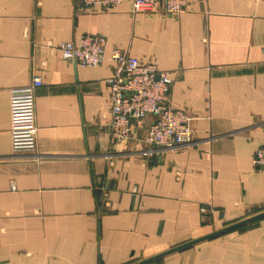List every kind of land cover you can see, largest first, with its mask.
<instances>
[{
	"label": "crops",
	"instance_id": "obj_1",
	"mask_svg": "<svg viewBox=\"0 0 264 264\" xmlns=\"http://www.w3.org/2000/svg\"><path fill=\"white\" fill-rule=\"evenodd\" d=\"M130 5L0 0V264H140L264 213V2ZM85 34L106 40L97 67L57 49ZM113 50L168 74L196 147L143 155L151 116L110 144ZM34 77L36 158L14 154L9 132L10 91ZM144 264H264V215Z\"/></svg>",
	"mask_w": 264,
	"mask_h": 264
},
{
	"label": "built area",
	"instance_id": "obj_2",
	"mask_svg": "<svg viewBox=\"0 0 264 264\" xmlns=\"http://www.w3.org/2000/svg\"><path fill=\"white\" fill-rule=\"evenodd\" d=\"M161 1L163 12L168 15H177L187 6V0ZM121 2L122 0H78L77 9L90 12L97 8L109 10ZM157 2L158 0H130V11L151 12L155 10ZM105 44L103 36L85 34L77 42L61 43L57 49L64 60L81 67H97L105 59ZM109 59L113 62V70L105 80V85L110 106V144L125 143L131 137L133 124L151 116L153 121L147 128L144 140L148 148L143 151V155L198 145L192 137L191 118L184 110L172 109L168 104L172 79L166 72L159 70L152 62H141L118 50L111 51ZM41 85V79L34 77L29 85L10 91L9 132L14 154L37 157L38 128L34 94ZM252 163L256 169L264 171V143L255 151Z\"/></svg>",
	"mask_w": 264,
	"mask_h": 264
},
{
	"label": "water",
	"instance_id": "obj_3",
	"mask_svg": "<svg viewBox=\"0 0 264 264\" xmlns=\"http://www.w3.org/2000/svg\"><path fill=\"white\" fill-rule=\"evenodd\" d=\"M263 215H264V213H262V214H260V215H256V216L250 217V218H248V219H246V220H244V221L238 222V223H236V224H234V225H230V226H228V227L222 229L221 231H218V232H216V233H212V234H210V235L204 236V237L199 238V239H197V240H195V241H192V242L186 243V244L181 245V246H179V247H176V248H174V249H172V250H170V251L164 252V253H162V254H160V255H157V256H155V257H153V258H150V259H148V260H145V261H143V262L140 263V264H144V263H146V262H150V261H152V260H154V259H157V258H160V257L164 256V255L167 254V253H170V252H173V251H177V250H181V249H183V248H186V247H188V246H191V245H193V244H195V243H197V242H200V241H202V240L209 239V238H211V237H213V236H216V235H218V234H221V233H224V232L230 231V230H232V229H234V228H237V227H240V226H242V225H244V224H246V223H249V222H251V221H253V220H255V219H257V218H259V217H261V216H263Z\"/></svg>",
	"mask_w": 264,
	"mask_h": 264
}]
</instances>
